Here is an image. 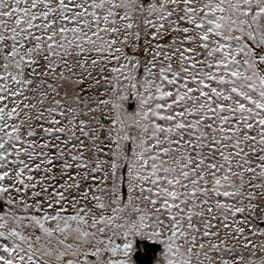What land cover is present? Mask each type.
I'll return each instance as SVG.
<instances>
[{
  "label": "snow or ice",
  "instance_id": "obj_1",
  "mask_svg": "<svg viewBox=\"0 0 264 264\" xmlns=\"http://www.w3.org/2000/svg\"><path fill=\"white\" fill-rule=\"evenodd\" d=\"M137 237L264 264V0H0V264Z\"/></svg>",
  "mask_w": 264,
  "mask_h": 264
},
{
  "label": "water",
  "instance_id": "obj_2",
  "mask_svg": "<svg viewBox=\"0 0 264 264\" xmlns=\"http://www.w3.org/2000/svg\"><path fill=\"white\" fill-rule=\"evenodd\" d=\"M133 102L129 103V109L132 110ZM135 251L133 260L135 264H153L161 252V245L157 242H151L146 239H135Z\"/></svg>",
  "mask_w": 264,
  "mask_h": 264
},
{
  "label": "rangeland",
  "instance_id": "obj_3",
  "mask_svg": "<svg viewBox=\"0 0 264 264\" xmlns=\"http://www.w3.org/2000/svg\"><path fill=\"white\" fill-rule=\"evenodd\" d=\"M134 107H135V102L133 101V108L132 109H134ZM138 239H144V238H140V237H137ZM136 238V239H137ZM147 240V239H146ZM158 243V242H157ZM160 244V243H159ZM161 245V244H160ZM161 248H162V245H161ZM161 251H162V249H161ZM161 253V252H160ZM160 253H158V255H157V259L153 262V264H156V261L158 260V258H159V254Z\"/></svg>",
  "mask_w": 264,
  "mask_h": 264
}]
</instances>
